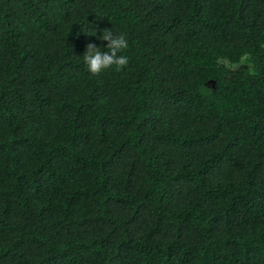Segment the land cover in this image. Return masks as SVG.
<instances>
[{
    "label": "trees",
    "instance_id": "obj_1",
    "mask_svg": "<svg viewBox=\"0 0 264 264\" xmlns=\"http://www.w3.org/2000/svg\"><path fill=\"white\" fill-rule=\"evenodd\" d=\"M0 264H264V0H0Z\"/></svg>",
    "mask_w": 264,
    "mask_h": 264
},
{
    "label": "clouds",
    "instance_id": "obj_2",
    "mask_svg": "<svg viewBox=\"0 0 264 264\" xmlns=\"http://www.w3.org/2000/svg\"><path fill=\"white\" fill-rule=\"evenodd\" d=\"M99 39L107 42V48L102 50L94 43L86 46L83 61L88 71L93 75H99L104 70L113 67L116 71L124 69L129 63V58L123 54L129 47L126 34L114 33L110 29H105ZM218 63L228 65L229 71H239L241 67L247 66L249 74L254 75V69L247 56L242 57L238 64H230L228 61H218Z\"/></svg>",
    "mask_w": 264,
    "mask_h": 264
}]
</instances>
